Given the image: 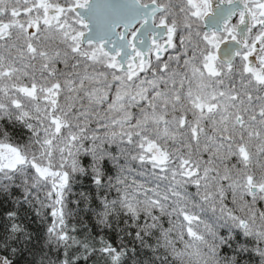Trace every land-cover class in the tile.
I'll use <instances>...</instances> for the list:
<instances>
[{
    "label": "snow or ice",
    "instance_id": "6c2138e0",
    "mask_svg": "<svg viewBox=\"0 0 264 264\" xmlns=\"http://www.w3.org/2000/svg\"><path fill=\"white\" fill-rule=\"evenodd\" d=\"M97 256L264 264V0H0V264Z\"/></svg>",
    "mask_w": 264,
    "mask_h": 264
},
{
    "label": "trees",
    "instance_id": "16d2710c",
    "mask_svg": "<svg viewBox=\"0 0 264 264\" xmlns=\"http://www.w3.org/2000/svg\"><path fill=\"white\" fill-rule=\"evenodd\" d=\"M127 180H128V183H130V184L133 182H136L137 184L144 182L143 178L138 176L137 172H135V171L127 176ZM71 223H72V221H70L69 227H71ZM164 223H165V227H167V220L166 219H165ZM78 227H80V226L78 225ZM95 260H96V264H107L106 258H104L102 256H97L95 258Z\"/></svg>",
    "mask_w": 264,
    "mask_h": 264
}]
</instances>
